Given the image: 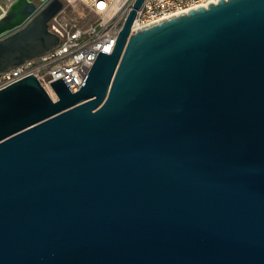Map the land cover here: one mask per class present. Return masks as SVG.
<instances>
[{"label": "water", "instance_id": "1", "mask_svg": "<svg viewBox=\"0 0 264 264\" xmlns=\"http://www.w3.org/2000/svg\"><path fill=\"white\" fill-rule=\"evenodd\" d=\"M143 2L78 91L0 90V264H264V0L131 33ZM64 6L11 3L0 71L59 43Z\"/></svg>", "mask_w": 264, "mask_h": 264}, {"label": "built area", "instance_id": "2", "mask_svg": "<svg viewBox=\"0 0 264 264\" xmlns=\"http://www.w3.org/2000/svg\"><path fill=\"white\" fill-rule=\"evenodd\" d=\"M13 1L0 0V17L7 12ZM75 1L86 4L88 12L94 15L92 22L82 26L74 19H69L67 6H64L49 21V29L60 37L59 43L40 55L0 71V90L33 73L51 95L55 94L51 82L61 77L71 90L78 91L99 52L111 53L114 50L120 30L135 0H64L65 3ZM219 1L144 0L137 10L131 33Z\"/></svg>", "mask_w": 264, "mask_h": 264}, {"label": "rangeland", "instance_id": "3", "mask_svg": "<svg viewBox=\"0 0 264 264\" xmlns=\"http://www.w3.org/2000/svg\"><path fill=\"white\" fill-rule=\"evenodd\" d=\"M65 6H67L68 18L74 19V21H77L82 26L90 24L94 19V15L88 12L86 4L83 1L67 2Z\"/></svg>", "mask_w": 264, "mask_h": 264}, {"label": "bare ground", "instance_id": "4", "mask_svg": "<svg viewBox=\"0 0 264 264\" xmlns=\"http://www.w3.org/2000/svg\"><path fill=\"white\" fill-rule=\"evenodd\" d=\"M52 96L55 98L56 96L52 93Z\"/></svg>", "mask_w": 264, "mask_h": 264}]
</instances>
